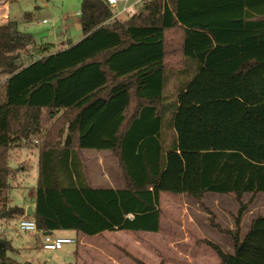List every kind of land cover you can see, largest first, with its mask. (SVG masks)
Here are the masks:
<instances>
[{"label":"trees","instance_id":"1","mask_svg":"<svg viewBox=\"0 0 264 264\" xmlns=\"http://www.w3.org/2000/svg\"><path fill=\"white\" fill-rule=\"evenodd\" d=\"M79 12L83 37L55 52L0 25V221L26 214L7 201L10 148L42 134L30 216L39 231L156 232L161 192L202 204L232 195L235 228L211 225L234 250L208 244L222 264H264V215L242 235L250 200L264 193V0H147L118 17L107 0H82ZM202 70L212 75L184 93ZM228 80L240 96L217 98ZM82 149L111 151L125 185H90ZM14 250L0 237V264H37Z\"/></svg>","mask_w":264,"mask_h":264},{"label":"rangeland","instance_id":"2","mask_svg":"<svg viewBox=\"0 0 264 264\" xmlns=\"http://www.w3.org/2000/svg\"><path fill=\"white\" fill-rule=\"evenodd\" d=\"M81 3L82 0H11L10 19L19 30L33 34L36 46L47 44L51 50H60L68 46L69 41L76 43L83 37L78 15ZM28 51L24 49L20 50V53L27 56ZM211 75L212 72L209 71L199 72L184 93ZM213 91L214 95H240V84L237 80H228L218 84ZM208 97V92H202L193 101L198 102ZM50 116L53 118V114ZM44 126L48 127V122ZM41 140L42 134L30 138L23 145L10 148L9 164L17 172L14 171L11 187L6 192L8 205L25 206L32 198L29 188L35 187L37 183L38 147ZM108 153L111 159L108 155L103 156L105 159L103 165L110 174L114 173L115 177L118 173L120 182L115 184L124 186L125 181L119 164L111 152ZM88 160L92 161L91 158ZM91 168L102 170V165L94 164ZM250 197V194H245L243 200L248 201ZM159 202L161 228L156 233L135 234L121 231L103 237H88L73 231L62 232L57 234L71 236L75 243L65 244L61 249L47 250L42 247L41 241H38L39 234L22 232L18 236L11 235L15 250L10 252V255L19 261L64 264L75 262L73 251L78 250L77 255L81 256L82 264H112L111 257L102 254L100 246L104 241L114 242L118 264H222L208 241L218 244L226 252H233L231 237L211 225L213 220L223 228L230 230L235 228L234 216L238 210V203L232 195L207 193L203 205L185 194L161 192ZM257 215H264V193L250 200L242 218V235L247 232L251 219Z\"/></svg>","mask_w":264,"mask_h":264},{"label":"crops","instance_id":"3","mask_svg":"<svg viewBox=\"0 0 264 264\" xmlns=\"http://www.w3.org/2000/svg\"><path fill=\"white\" fill-rule=\"evenodd\" d=\"M10 1L11 0H0V25L6 24L9 21H11V19H10ZM51 51L55 52L57 50H51ZM200 72H206V71L202 70ZM215 96H217V98L229 97V96H224V95H215ZM234 96H240V95H234ZM107 151L111 152L109 150H98V149H82L80 151V157H81L82 162H83V170H84V173L86 175V179H87L88 183L90 185L94 186V187L121 188L123 186H119V185L115 184L116 182L117 183L120 182L119 174L117 173V175H116L117 177H115V174L114 173L110 174V171L107 170L106 167L103 165L104 164V160H105L103 158V156L105 157V155H108L109 158L111 159V156H110V154ZM111 154H112V152H111ZM112 156H113V154H112ZM87 157L91 158L92 161L88 160ZM113 158H114V156H113ZM94 164L102 165V170L99 169V168H97V170H95V169L93 170L91 168V165H94ZM118 167H119V165H118ZM33 191H34V186H31L29 188V193H30V198L31 197L32 198L25 203V207L26 208L29 205H31L32 208L34 206V203H33ZM249 226H250V224H249ZM160 228H161V210H160L159 230H160ZM71 231L75 232L76 234H82L83 236L85 235V234H83L81 232H77L75 230H58V231L54 232L53 234L54 235H59L57 233L71 232ZM121 231H125L126 233L134 232L135 234H144L146 232H149V233L158 232V231L152 232V231H144V230H106V231H103V232L98 233L96 235H85V236H88V237H99V236H102L103 237L104 235H109V234H113V233L121 232ZM61 236H66V235H61ZM40 238H41V235H38L37 239H38L39 242L41 241ZM100 247H101V249L103 251L102 254H104V255L107 254L106 256L111 257V260L113 262L112 264H118L117 263L118 254L115 253L116 249H115V246H114V242L108 243V242L104 241ZM73 252H74V257H75L74 261L77 264H82V262L80 261L81 256L77 255L78 250L77 251L75 250ZM64 264H66V262Z\"/></svg>","mask_w":264,"mask_h":264},{"label":"built area","instance_id":"4","mask_svg":"<svg viewBox=\"0 0 264 264\" xmlns=\"http://www.w3.org/2000/svg\"><path fill=\"white\" fill-rule=\"evenodd\" d=\"M111 7L115 9L113 17L123 14H134L138 11V6L144 4L147 0H107ZM80 12H78V15ZM36 233L41 235L42 247L47 250L61 249L65 244L74 243L75 239L70 236H61L54 234H45L39 231L36 221L24 215L14 220L0 221V237L10 238L11 235L22 233Z\"/></svg>","mask_w":264,"mask_h":264},{"label":"water","instance_id":"5","mask_svg":"<svg viewBox=\"0 0 264 264\" xmlns=\"http://www.w3.org/2000/svg\"><path fill=\"white\" fill-rule=\"evenodd\" d=\"M79 27H80V25H79ZM69 44H71L70 41H69ZM33 213H34V210H33L32 206L29 205V206L26 208V215H28V216H32ZM44 233H45V234H51V231H46V232H44Z\"/></svg>","mask_w":264,"mask_h":264}]
</instances>
